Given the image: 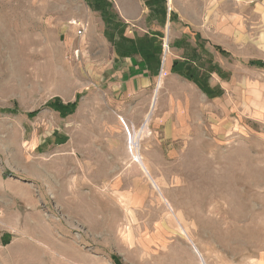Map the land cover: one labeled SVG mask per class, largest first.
Masks as SVG:
<instances>
[{
	"label": "rangeland",
	"instance_id": "obj_1",
	"mask_svg": "<svg viewBox=\"0 0 264 264\" xmlns=\"http://www.w3.org/2000/svg\"><path fill=\"white\" fill-rule=\"evenodd\" d=\"M133 1L0 0V264H216L261 241L264 0Z\"/></svg>",
	"mask_w": 264,
	"mask_h": 264
},
{
	"label": "crops",
	"instance_id": "obj_2",
	"mask_svg": "<svg viewBox=\"0 0 264 264\" xmlns=\"http://www.w3.org/2000/svg\"><path fill=\"white\" fill-rule=\"evenodd\" d=\"M133 3H135V0L133 1ZM132 5L134 6L135 4H132ZM260 6L263 7L261 4H260ZM88 8H89V10H92L89 6H88ZM88 18L91 21V25H93L92 22H95V18L92 17V19H90V16H88ZM87 23H88V21H87ZM88 26H89V23H88ZM87 29H88V27H87ZM103 32H105V28L102 30V34H103ZM116 57L118 58L117 55H116ZM131 59L135 60L134 58H131V57L130 58L125 57V60L129 61L128 62L129 64L126 63L125 64L126 66L123 68L119 67L120 72L118 73V76H119V80H118L119 84L118 85L121 88V90L125 93H132V92H134V90L139 85L140 86L144 85V83L141 84L138 81L139 79H143L142 76H140V75L134 76V75L129 74V72H132V74H135L134 72L136 71V68L138 67V65H136V64H135V66H131V61H133ZM142 62H144V61H142ZM140 64H141V62H140ZM132 65H133V63H132ZM148 71H149V74H151L150 70H148ZM116 72H118V70ZM121 73L123 74V76H125L124 77L125 79L132 77L131 80L122 81L123 78L120 76ZM134 79H136V80L134 81ZM259 229H261V231H260L261 232V236H260L261 241L259 243H257L256 246L250 247L249 252H243L242 254L237 256L236 254L234 255L232 252H225L226 250L217 249L218 258L216 259V262H217L216 264H264V221L260 224ZM245 251H247V250H245Z\"/></svg>",
	"mask_w": 264,
	"mask_h": 264
},
{
	"label": "trees",
	"instance_id": "obj_3",
	"mask_svg": "<svg viewBox=\"0 0 264 264\" xmlns=\"http://www.w3.org/2000/svg\"><path fill=\"white\" fill-rule=\"evenodd\" d=\"M147 1H149L148 2V4L149 5H151V3H152V0H147ZM158 1H163V0H158ZM104 3H106V2H104ZM95 4H97V5H99V6H94L93 4V8L94 9H100L101 11H103V12H105L106 11V7H102V9L100 8V0L98 1V0H96V2H95ZM171 14V13H170ZM104 18H106V15H104L103 16ZM116 27H118V25H116ZM126 39V38H125ZM126 42H128V43H131V44H133V43H136L137 44V41L135 40H125ZM139 42L141 43V45H140V47L144 44V41H141V40H139ZM153 47H155V46H153ZM155 57H153V59H155V61H152V63H153V66H154V68H156L158 65H159V61H158V58H157V55H158V52H156L155 54ZM249 65H254V66H258V67H261V68H263L264 69V62L263 61H261V60H252V61H249ZM153 71H154V69H152ZM181 72V71H180ZM182 75H184L185 77H187V79H190V80H192L193 82H195L202 90H204L205 92H208L204 87V83H203V81L202 80H200L199 79V77H198V75H196V76H194L191 72H190V70H189V68H185L184 70H183V72L181 73ZM207 95H212V93H206ZM220 94V93H219ZM71 106H72V108H71V110L70 111H72V109H73V107L75 106V103L73 104H70ZM50 106H52V104H49V107ZM58 108V107H57ZM60 110V109H59Z\"/></svg>",
	"mask_w": 264,
	"mask_h": 264
},
{
	"label": "built area",
	"instance_id": "obj_4",
	"mask_svg": "<svg viewBox=\"0 0 264 264\" xmlns=\"http://www.w3.org/2000/svg\"><path fill=\"white\" fill-rule=\"evenodd\" d=\"M72 23H74V22H72ZM87 27H88V23L84 22V21L77 24L76 35L82 36L86 32Z\"/></svg>",
	"mask_w": 264,
	"mask_h": 264
},
{
	"label": "water",
	"instance_id": "obj_5",
	"mask_svg": "<svg viewBox=\"0 0 264 264\" xmlns=\"http://www.w3.org/2000/svg\"><path fill=\"white\" fill-rule=\"evenodd\" d=\"M168 11H170V8L168 7ZM168 26H169V23L167 22V25H166V39H165V46H166V43H167V36H168ZM155 98V97H154Z\"/></svg>",
	"mask_w": 264,
	"mask_h": 264
},
{
	"label": "bare ground",
	"instance_id": "obj_6",
	"mask_svg": "<svg viewBox=\"0 0 264 264\" xmlns=\"http://www.w3.org/2000/svg\"><path fill=\"white\" fill-rule=\"evenodd\" d=\"M169 2H170V0H169ZM164 60H165V58H164ZM164 63H165V61H164ZM142 128H143V126H142ZM142 128H141V129H142ZM134 198H135V197H134ZM132 199H133V198H132ZM135 199H136V198H135Z\"/></svg>",
	"mask_w": 264,
	"mask_h": 264
}]
</instances>
